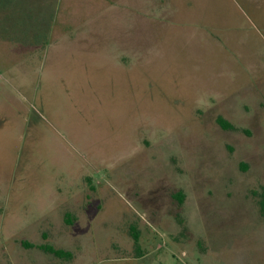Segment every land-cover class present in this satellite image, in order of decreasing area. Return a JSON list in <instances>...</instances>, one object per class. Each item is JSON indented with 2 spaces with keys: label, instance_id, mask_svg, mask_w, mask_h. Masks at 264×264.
<instances>
[{
  "label": "rangeland",
  "instance_id": "374dc122",
  "mask_svg": "<svg viewBox=\"0 0 264 264\" xmlns=\"http://www.w3.org/2000/svg\"><path fill=\"white\" fill-rule=\"evenodd\" d=\"M263 192L264 0H0V264H264Z\"/></svg>",
  "mask_w": 264,
  "mask_h": 264
},
{
  "label": "trees",
  "instance_id": "16d2710c",
  "mask_svg": "<svg viewBox=\"0 0 264 264\" xmlns=\"http://www.w3.org/2000/svg\"><path fill=\"white\" fill-rule=\"evenodd\" d=\"M219 124L222 125L223 128H231V126L225 122L224 120L222 119H219ZM181 193H177L175 196L178 197V195H180ZM261 211H262V215L264 216V192L262 194V208H261ZM33 247V246H31ZM42 249H44L45 251L55 255L56 257H65V258H72V254L69 253V252H66L64 250H60V249H54L50 246H47V245H43V246H40Z\"/></svg>",
  "mask_w": 264,
  "mask_h": 264
}]
</instances>
